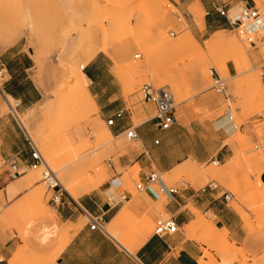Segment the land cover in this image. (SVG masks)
<instances>
[{
    "label": "rangeland",
    "instance_id": "1",
    "mask_svg": "<svg viewBox=\"0 0 264 264\" xmlns=\"http://www.w3.org/2000/svg\"><path fill=\"white\" fill-rule=\"evenodd\" d=\"M255 1L264 14V0ZM197 8V0H0V47L20 41L33 49L32 74L43 92L38 103L18 108L15 114L0 92V116L18 120L64 187L63 182L80 181L83 195L104 189L119 177L120 194L127 191L133 201H146L139 216L129 210L133 202H125L126 214L115 230V241L133 255L154 234L156 220L171 217L165 211L168 195L158 185L137 189L141 167L129 165L127 159L142 149L141 142L111 129L101 109L92 107L86 93L75 90L78 68L83 64L85 68L79 69L83 72L95 68L103 95L113 86L116 102L132 112L135 125L149 118L138 116L147 106L142 88L148 84L168 88L175 98L179 128L166 138V155L175 149L213 155L220 145L216 122L232 116L233 127L224 137L230 150L224 159L217 155L205 162L188 160L160 175L168 187L213 193L229 223L239 230L241 238L217 226L213 213L196 212L189 205L195 219L184 231L206 246L203 264H223L225 259L264 264V28L249 32L228 25L216 32L206 25L205 8ZM216 75L227 85L226 93L212 88ZM101 124L113 134L106 145L93 133ZM217 157L220 162L214 163ZM9 168L2 163L0 177L11 173L10 184L26 174L33 184L13 197L0 180L2 243L13 238V229L24 240L27 226L43 220L38 215L41 208L42 214L56 217L50 205L52 191L43 178L47 166L28 168L24 174ZM67 192L64 196L71 197ZM39 202L43 205L38 208ZM106 228L113 233L111 224ZM15 256L23 263L53 257L34 254L26 244Z\"/></svg>",
    "mask_w": 264,
    "mask_h": 264
},
{
    "label": "crops",
    "instance_id": "2",
    "mask_svg": "<svg viewBox=\"0 0 264 264\" xmlns=\"http://www.w3.org/2000/svg\"><path fill=\"white\" fill-rule=\"evenodd\" d=\"M197 1L206 10L207 27L216 32L220 27L229 25L227 19L215 11L218 4L228 5L230 13L235 15L258 8L255 0ZM257 23L259 24H254L264 28V21L259 20ZM29 51H33V49L20 44V41L6 48L0 47V65H4L7 69V80L2 87L10 97L21 101L20 109L30 108L38 103L43 96L42 89L32 74L35 62ZM84 74L90 84L89 90L103 115L108 117L116 109L125 107L116 102L115 98L118 94L115 93L113 86H109V93L103 95V90L99 85V73L95 68L89 66ZM145 103L147 106L144 113L138 116L149 118L135 125L133 114L129 110L125 119L111 128L117 133L123 134L126 128L136 127L138 139L135 141L141 142L142 149L133 152L132 156L127 159V163L140 165L139 180H143L146 175L155 171L169 172L188 160L205 162L217 155L220 159H224L230 150L229 145L224 143V137L230 131L232 120L230 117L224 116L216 122L220 145L213 155L203 156L199 149L180 153L175 149L173 155H166L168 147L166 138L179 127L174 125L169 130L160 129L156 118L150 116L155 111V105ZM13 116L15 115L13 114ZM29 140L16 118L0 116V166L4 163L5 166L10 167L8 170L12 172L14 170L26 173L27 169L31 168L32 161ZM156 140H159L158 144ZM10 175L11 173H5L0 177V180L7 184L10 196L14 197L22 193L33 184L31 176L27 174L20 177L15 183L11 181L10 184ZM122 185L123 182L120 178L114 177L104 189L100 188L94 192L84 193L77 200L71 195V197L63 195L62 201L58 205L50 203L56 212L55 219L53 216L38 212L43 220L27 226L24 240L18 234V230L13 229V238L5 243L0 241V264H134V257H137L143 264H201L202 247L206 246L188 237L184 231V227L195 219V213L189 208V205H192L196 212L199 209L207 215L213 213L217 220L216 225L219 223V227H224L226 231H233L237 238H241L239 230H236L229 223L230 219L225 217L221 200L217 196L213 193H206L205 189L199 192L191 187L179 188L176 195L167 196L168 202L165 205V211L175 219L179 230L164 236L154 234L150 237L147 236L137 247L136 255H133L125 246L115 241L116 238L109 231L106 232L100 228L91 229L90 227V217L101 216L105 227L111 224L112 228L117 231L118 224L122 220L121 214L126 211L124 209L125 202H135L136 205L135 203L131 204L129 210L137 216L141 215L143 203L146 201L143 198L133 201L132 195L127 191L120 194L117 190ZM84 217L88 219L87 222H83ZM1 237L0 235V239ZM25 244L28 250L34 254L52 255L53 257H46V260H38L35 263L31 261L23 263L15 255L19 247H23Z\"/></svg>",
    "mask_w": 264,
    "mask_h": 264
},
{
    "label": "built area",
    "instance_id": "3",
    "mask_svg": "<svg viewBox=\"0 0 264 264\" xmlns=\"http://www.w3.org/2000/svg\"><path fill=\"white\" fill-rule=\"evenodd\" d=\"M215 11L225 17L227 19V22L229 25L233 28H243L245 27L249 32L256 31V27L259 25H256L254 23H257V21L262 20L264 21V14L261 13L260 9L253 8L249 9L246 12L239 14V15H231L230 8L228 5L225 4H218L215 7ZM250 41L252 43H255V41L251 38ZM136 58L140 57L139 54L135 56ZM85 68V67H84ZM0 74L2 82H0V90L2 94L5 96L7 101L9 102V105L11 107V111L15 114L18 111V108L21 106V101L19 99H14V101H10L8 98V94L3 89V84L7 80V69L4 65H0ZM212 88L217 91L218 93H226L227 85L221 78V76L216 75L214 78V84L212 85ZM142 94L144 97L145 102L152 103L155 105V115L154 117L157 120V124L160 129L162 130H169L174 125H176V103L175 98L173 94L170 92L168 88H159L156 89L152 85H145L142 88ZM129 109L123 107L116 109L110 116L107 117L106 122L107 125L112 128L117 125L119 121H122L125 119V117L128 114ZM230 119L232 120L233 117L230 116ZM236 127V126H235ZM125 133L127 134V137L131 140L138 139V133L136 130V127L131 126L125 129ZM30 141L31 146V164L30 167L34 169H38L43 164H45V159L41 153V151L38 149L37 145L34 143L33 140ZM156 143H159V140H156ZM264 147V145H261ZM259 147V146H257ZM220 161L216 159L214 163H219ZM47 168L43 173L44 181L47 183L49 189L52 191V195L50 198V203L53 205H58L61 203L63 195H64V189L59 183V178L54 170H52L48 165H46ZM151 185H158L159 190L163 192L166 195H176L179 192V188L176 187H168L165 182L162 180V177L160 175V172L155 171L152 172L144 177L143 180H139L137 182L136 187L139 191H145L148 186ZM229 196H227L228 198ZM91 229H97L100 228L103 231H106V227L103 223V219L101 216H91ZM179 230V225L175 221L173 217H169L166 219L159 218L156 220L155 223V229H154V235L164 236L167 234L175 233ZM134 264H143L137 257H134Z\"/></svg>",
    "mask_w": 264,
    "mask_h": 264
},
{
    "label": "bare ground",
    "instance_id": "4",
    "mask_svg": "<svg viewBox=\"0 0 264 264\" xmlns=\"http://www.w3.org/2000/svg\"><path fill=\"white\" fill-rule=\"evenodd\" d=\"M197 3H198V8H200L201 6H200V2L199 1H197ZM198 8L197 9H195V10H198ZM199 19H200V21L202 22V23H204V17L203 16H200L199 17ZM256 24H259V23H256ZM256 29H263L262 27H260V26H257L256 27ZM221 35V34H220ZM216 36V35H215ZM222 36V35H221ZM220 37V36H219ZM213 39V38H212ZM218 39H220L221 40V38H218L217 37V40L216 41H218ZM212 41V40H211ZM213 43V42H212ZM216 43V42H215ZM219 43V42H218ZM214 44V43H213ZM95 54V53H94ZM94 54L91 56V57H93L94 56ZM86 63V62H85ZM81 67L84 69V67H85V64H83V65H81ZM80 67V68H81ZM80 68H78V75L77 76H75V83H74V87H75V90H77V91H80V92H82V93H86L88 96H89V98L91 99V105H92V107L93 108H98V105H97V103H96V101H95V99L93 98V95H92V93H91V91L89 90V88L87 87L88 86V83H89V81H88V79H87V77H86V75L84 74V72H83V70H79ZM204 69V68H203ZM226 70H228L227 68H226ZM117 72V71H116ZM120 75V74H119ZM120 77V76H119ZM121 78V77H120ZM91 83V82H90ZM84 107H85V111H88V108H87V105L86 104H84L83 105ZM83 106H81L82 108H83V110H84V107ZM50 108V106L48 107V109ZM92 115V114H91ZM90 115V116H91ZM89 118V117H88ZM92 120V118L90 119V121ZM89 121V120H88ZM88 123V122H87ZM91 123V122H90ZM97 122H95V124H96ZM89 124V123H88ZM26 126V129H28L27 128V125H25ZM99 126V125H98ZM101 127H97V125L96 126H94L93 128H94V131H93V133H95V135H97V137H98V141H99V143L101 144V145H106V144H108V143H110V141H111V137H112V131H111V129L110 128H105V127H102V124L100 125ZM91 130H92V127H91ZM134 140H137V139H134ZM50 148V147H49ZM46 150V149H45ZM43 151V152H45L46 153V151ZM50 150V149H49ZM51 151V150H50ZM49 151V154L50 155H52L51 154V152ZM48 156V155H47ZM46 156V157H47ZM47 159H48V157H47ZM51 159H53L52 157H51ZM48 161H49V159H48ZM50 162V161H49ZM45 164L46 165H48V163L46 162V160H45ZM49 166V165H48ZM214 175H216V174H214ZM85 176V175H84ZM83 177V176H82ZM28 180V179H27ZM80 180V179H79ZM97 180V179H96ZM92 182V181H91ZM59 183L61 184V186L63 187V189L67 192V190H68V192L70 193V195H72V197H79L81 194H80V192H79V184H80V181H78V182H74V181H69V182H63L64 183V185H65V187H66V189H65V187L63 186V184H62V182L60 181V179H59ZM29 184V183H28ZM92 185H93V183H92ZM92 188V187H91ZM112 191V190H111ZM110 191V192H111ZM67 192V193H68ZM84 192V191H83ZM34 193V192H33ZM108 193H109V191H108ZM36 198V197H35ZM41 199H42V197H41ZM36 201H37V199H36ZM38 202V201H37ZM41 202V201H40ZM39 202V206H38V208L40 207V203ZM33 203H35V202H33ZM135 203V202H134ZM134 203H132V204H134ZM41 205H43V204H41ZM135 205H136V203H135ZM134 206V205H133ZM134 208V207H133ZM38 211H41V212H39V214L41 213L42 214V212L44 211V208H43V211H42V208L40 209V210H38ZM126 211H124V212H122V214H121V217L123 218L124 217V215L126 214L125 213ZM121 218V219H122ZM111 230H113V233L112 232H110L111 234H112V236H114L115 237V229L114 228H112ZM110 234V235H111ZM113 237V238H114ZM116 238V237H115ZM140 245V244H139ZM139 247V246H138ZM223 264H233V262H231V260L229 259V260H224V262H222ZM201 264H203V262L201 261ZM243 264H245V263H243Z\"/></svg>",
    "mask_w": 264,
    "mask_h": 264
}]
</instances>
